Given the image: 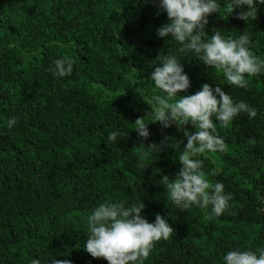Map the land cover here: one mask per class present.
I'll use <instances>...</instances> for the list:
<instances>
[{"label":"trees","instance_id":"16d2710c","mask_svg":"<svg viewBox=\"0 0 264 264\" xmlns=\"http://www.w3.org/2000/svg\"><path fill=\"white\" fill-rule=\"evenodd\" d=\"M240 11L211 14L205 38L213 30L234 38L247 32L251 51L264 59V5L254 20L237 19ZM168 22L158 0H0V264H108L83 247V218L106 200L142 201L150 223L159 214L172 227L143 264H221L230 249L264 246V75L248 77L247 88L227 85L222 73L179 53L170 35L157 37ZM168 53L191 82L180 95L218 84L257 111L227 127L213 117L224 150L196 157L209 181L233 195L219 217L167 199L165 184L182 167V129L195 132L190 123L164 129L148 115L153 95L174 102L151 80ZM69 56L73 72L54 76L53 61ZM11 117L17 123L9 129ZM138 118L148 123V140L137 135ZM116 128L126 135L106 143Z\"/></svg>","mask_w":264,"mask_h":264},{"label":"clouds","instance_id":"9594fccd","mask_svg":"<svg viewBox=\"0 0 264 264\" xmlns=\"http://www.w3.org/2000/svg\"><path fill=\"white\" fill-rule=\"evenodd\" d=\"M259 5H264V0H158V12H165L169 22L161 25L156 35L158 38L170 35L171 40L179 45V53H192L203 65L222 73L227 85L247 88L248 77L264 75V59L251 51L249 34L241 32L235 38L225 37L220 30H213V34L205 38V28L208 17L222 9L229 16L239 8L237 19L254 20ZM158 59L159 66L151 72V80L174 102H169L164 95H153L147 100L151 107L148 115H153L164 129L173 124L181 128L189 123L195 128V132L182 129L187 141L178 156L182 167L176 177L165 184L167 199L179 209L199 207L205 212L206 219L219 217L228 209L233 195L224 191L222 182L209 181V173L203 170V160L196 157L224 150V140L213 117L221 127H227L241 113L251 119L257 116V111L243 100H234L218 84L213 87L204 83L196 93L180 95L181 92L187 93L191 86L183 66L178 63L180 59L169 53ZM74 64L75 60L70 56L58 58L49 70L62 78L73 72ZM136 91L144 96L141 88ZM16 123V118L11 117L7 127L12 129ZM134 124L138 137L148 140V123L138 118ZM125 135L121 128H116L107 134L106 143L116 144ZM148 147L161 150L156 145ZM219 171L212 169L210 175L215 177ZM144 209L142 201L127 205L122 201L106 200L94 207L83 218L87 229L85 251L93 258L105 259L108 264H143L155 242L167 240L173 232L167 220L159 214L150 223L143 215ZM32 264H39V261L33 260ZM52 264H70V261L53 259ZM221 264H264V246L255 251L239 247L230 249L222 255Z\"/></svg>","mask_w":264,"mask_h":264}]
</instances>
